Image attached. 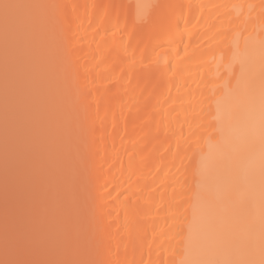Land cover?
<instances>
[{"label":"bare ground","instance_id":"obj_1","mask_svg":"<svg viewBox=\"0 0 264 264\" xmlns=\"http://www.w3.org/2000/svg\"><path fill=\"white\" fill-rule=\"evenodd\" d=\"M18 2L47 6L32 10L26 41L38 104L59 140L56 158L43 163L28 144L17 148L13 132L8 196L35 201L33 189L23 195L27 179L33 187L64 178L65 190L61 207L55 187L49 192L45 222L32 225L43 251L27 258H48L42 247L48 241L70 244L67 258L100 264L225 258L226 249L246 238L248 210L259 207L260 141L257 135L249 145L243 134L259 128L264 0ZM68 43L79 70L75 82L62 64ZM229 49L240 53L235 76ZM77 87L88 93L87 143L78 124ZM2 104L0 70L1 114ZM237 136L240 157L256 173L254 200L247 192L231 201L228 196L225 176L235 161L225 154ZM29 170L36 174L26 177ZM14 204L11 219L19 215L20 203ZM194 206L199 218L190 229Z\"/></svg>","mask_w":264,"mask_h":264},{"label":"snow or ice","instance_id":"obj_2","mask_svg":"<svg viewBox=\"0 0 264 264\" xmlns=\"http://www.w3.org/2000/svg\"><path fill=\"white\" fill-rule=\"evenodd\" d=\"M43 5H34L18 0H0V45L3 55V133H4V171H5V215L3 227V239L0 244V264H100L92 259H70L71 245L66 243L57 245L48 241L42 245L44 254L48 258H27L38 252L35 233L22 215L14 220L10 218L7 208L8 196V172L9 161L13 143V132L15 131L18 149H23L28 144L38 154L43 163L48 158H56V145L59 140V131L50 126L46 120L41 106L38 104L35 85L32 77L30 56L27 48L26 36L32 20V10ZM51 7L59 8V5ZM225 55L229 60V70L232 75L239 52L229 49ZM261 72L264 77V44L261 51ZM62 64L67 71L68 77L77 81L79 70L75 67L73 60V49L71 44L65 46ZM245 66L240 65V76L245 74ZM77 99L79 103L80 119L79 127L85 133L84 139L87 143V121H88V93L86 88L77 87ZM223 132V129H220ZM247 143L253 144L257 139L260 141L259 162V207L248 210L247 235L244 241L236 248H229L223 252V259H198L190 261L189 264H264V79L261 86L260 118L258 132L256 128L247 130L244 134ZM239 141L237 136L229 144L226 156L234 159L235 167L225 176V183L230 201L247 192L254 200L256 198V173L254 169L246 166L245 160L239 155ZM91 154L86 153L83 158L85 173V188L90 182L87 176ZM54 170L52 175H54ZM196 175L195 171L193 173ZM201 199L200 194L196 197ZM199 213L193 207L191 229L198 222ZM203 227V224H202ZM98 242L97 246H99ZM88 253V252H77ZM65 258H57L59 256Z\"/></svg>","mask_w":264,"mask_h":264},{"label":"rangeland","instance_id":"obj_3","mask_svg":"<svg viewBox=\"0 0 264 264\" xmlns=\"http://www.w3.org/2000/svg\"><path fill=\"white\" fill-rule=\"evenodd\" d=\"M1 58H0V65H1V68H0V70H1V72H3V69H2V67H3V55H1L0 56ZM1 106V105H0ZM2 106H3V104H2ZM2 111V109L0 110V112ZM65 113H68V110H67V108L65 109ZM1 114V113H0ZM3 114H1V116H2ZM1 125V124H0ZM2 140H4V139H2ZM3 142V141H2ZM30 166V165H29ZM28 167V166H27ZM31 168H32V166H30ZM29 167V168H30ZM34 169V168H33ZM1 171H2V169H0ZM0 171V172H1ZM32 171V170H31ZM32 172H34V171H32ZM30 173V170H29V172H28V175L26 176V177H31L33 174H36V173ZM4 173V172H3ZM3 173H0V176H2L3 175ZM5 175V174H4ZM9 176V175H8ZM10 177V176H9ZM25 177V176H24ZM5 178V177H4ZM0 179H2L1 177H0ZM30 179V178H29ZM63 179L64 178H60V182L59 181H51V182H40V183H38L37 184V186H33V187H31L32 185H30V183L32 184V182H29L28 181V179L27 180H25V186H24V188H22L21 187V189L24 191V192H26V194H23V195H25V196H27L28 195V191L30 192V193H32L33 192V195H37V199L35 200V201H32V202H30V203H25V202H27L26 200H25V202H23V203H21V200H22V198L20 199V198H18V201H16V200H13V198L14 197H12V195H11V197H9V196H7V203H9V204H7V206L9 205V208H8V211H11V214H12V212L14 211L13 209H14V203H17V202H19L20 203V207L18 208V210H17V212H19V215H22L23 216V218L25 219V221L29 224V226L31 227V228H34V226H35V223H36V225L38 224V223H40V225H42L41 223H44L45 222V220H46V218H45V212H46V206L48 205V202H50V199H49V197H48V195H49V192L50 191H52L51 189L53 188V187H55V193H58V196H59V200H60V205H59V207H61V206H64V202H63V197H64V188H63ZM2 180H4V179H2ZM9 181H10V179H9ZM0 182H1V180H0ZM59 183H60V188H59ZM2 184L4 185L5 183H4V181L2 182ZM2 185V186H3ZM8 185H9V182H8ZM21 185V184H20ZM65 186V185H64ZM9 187H11V186H9ZM29 187V188H28ZM58 188V190H57V188ZM4 188V190L3 191H1L2 190V188H1V184H0V194H2V195H0L1 196V198H3L4 197V200H5V187H3ZM30 189H31V191H32V189L34 190V191H30ZM65 189H67L66 187H65ZM11 190V189H10ZM10 190H8L9 192H10ZM13 190V189H12ZM21 190V191H22ZM39 191V192H38ZM38 192V193H37ZM13 193V192H12ZM11 192H10V194H12ZM29 193V194H30ZM51 194H52V192H50ZM4 195V196H3ZM32 195V194H31ZM10 199H9V198ZM20 199V200H19ZM3 200V201H4ZM12 200V201H11ZM2 201V202H3ZM14 202V203H13ZM6 203V202H5ZM4 204V203H3ZM14 204V205H13ZM17 205V204H16ZM1 206V205H0ZM3 206V205H2ZM4 207H5V205H4ZM18 207V206H17ZM1 209V208H0ZM4 209V208H3ZM17 209V208H16ZM3 212V211H2ZM15 212V211H14ZM14 214V213H13ZM1 216V215H0ZM18 216V214L17 215H14V217H13V220H14V218H16ZM4 217V216H3ZM3 219V218H2ZM3 221V220H2ZM0 225H1V223H0ZM32 225H34V226H32ZM38 226V225H37ZM1 227V226H0ZM2 230V229H1ZM0 230V231H1ZM34 230V229H33ZM3 231V230H2ZM2 233V232H1ZM35 233V232H34ZM0 236L2 237H0L1 239H0V244H2V239H3V234H0ZM36 236V235H35ZM37 236H38V234H37ZM39 237V236H38ZM37 238V237H36ZM37 241V243H38V239H36ZM39 244V243H38ZM38 244H37V246H38ZM40 245V244H39ZM40 247V246H39ZM41 248V247H40ZM41 251H43L42 249H39L38 248V254L41 252ZM2 256V252H0V257ZM35 257V256H34ZM2 258V257H1ZM33 258V257H32Z\"/></svg>","mask_w":264,"mask_h":264}]
</instances>
